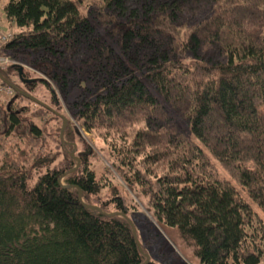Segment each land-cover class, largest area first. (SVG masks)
Segmentation results:
<instances>
[{
  "label": "trees",
  "instance_id": "obj_1",
  "mask_svg": "<svg viewBox=\"0 0 264 264\" xmlns=\"http://www.w3.org/2000/svg\"><path fill=\"white\" fill-rule=\"evenodd\" d=\"M85 2L89 16L80 7ZM0 5L17 28L1 52L27 60L65 96L84 66L95 76L98 66H106L104 87L78 94L68 101L69 109L79 126L103 139L112 167L157 223L176 227L201 264L264 259V220L253 206L264 213V0H0ZM91 18L118 36L138 75L95 33ZM187 50L194 56L190 62L179 55ZM0 69L32 94L37 81L53 90L47 79L27 76L19 63ZM19 97L27 98L15 91L5 104L0 101V264L143 263L129 221L85 207L78 189L69 186L77 184L87 203L125 212L140 240L135 215L145 213L108 178L110 165L102 168L108 182H101L91 151L78 150V127L67 117L64 143L33 119L49 111L63 122L62 117L37 103L29 114V107L16 102ZM48 104L61 113L58 101ZM72 142L81 164L63 177L67 186H62L59 177L76 164ZM211 157L235 177L244 195L220 175ZM109 188L112 195L102 198ZM149 264L158 263L150 257Z\"/></svg>",
  "mask_w": 264,
  "mask_h": 264
},
{
  "label": "rangeland",
  "instance_id": "obj_2",
  "mask_svg": "<svg viewBox=\"0 0 264 264\" xmlns=\"http://www.w3.org/2000/svg\"><path fill=\"white\" fill-rule=\"evenodd\" d=\"M81 10L89 16L88 12V6L85 5L80 6ZM2 7L0 5V23L3 27V30L6 32L14 33V30L16 31V26L13 22H10L6 17L5 14L2 12ZM91 22L94 25L95 33H98L103 41L110 45L112 48V51H114L115 54H117L125 65L130 67L133 70L134 74H139V68L137 64L130 58L128 54H126L123 49L121 48V42L118 36L111 35V32H109L105 27L101 26L99 23H97L94 19L91 18ZM0 54H3L0 52ZM4 55V54H3ZM181 58L186 61L190 62L193 59V53L191 50H187L184 53H179ZM6 56V55H4ZM80 55L74 57V59H78ZM11 63H19L25 68V74L27 76H38L43 77L47 79L50 86L53 88L54 92L52 93V89H49L48 86L42 82L37 81L34 85V87L31 89L32 92L37 95L38 98L45 100L48 103L52 102V99L58 101V105L54 106L58 108L61 113L65 114L70 120L69 122L72 123V125H75L78 127V129L81 132L80 138H75L74 140L78 143V150H90L91 156L89 157L92 161L91 165L95 168L98 178L101 182H105V180L108 182L107 178L103 176L102 170L104 169V165H110L111 171H108V178L111 179V181L118 186L120 193L126 195V199L128 203H133L137 205V208H135L137 211L141 210L142 213L136 212L135 218L139 222V225L141 227L140 229V243L145 246L146 252L150 255V257L158 264H201L199 258L193 253L192 246L185 243L177 231L176 227L172 226H166L157 223L155 218L152 216V214L148 211L146 208L143 199H140V197H137L135 192L128 188L126 184L123 182L121 177L118 175L116 170L112 167L110 161L107 157V145L103 141L101 137L96 135L94 132L85 131L81 126H79V121L76 116H74L69 107V100L74 99L78 94H84L90 93L93 91H96L100 88H103L105 85V78L106 74L104 71H106L105 67H97L100 69V72L98 75L94 74V69L90 68L89 66H84L79 71V74L76 76L77 79L70 84V88L68 89V92L66 96L54 85L53 81L50 77H48L46 74L42 73L39 69L35 68V66L31 65L27 60L19 59L11 60ZM9 62V63H10ZM115 62V61H113ZM8 63V64H9ZM8 64L3 68L7 69ZM96 68V69H97ZM80 70V69H79ZM9 73L12 76H15L17 78V75L14 71L10 70ZM89 74L87 77H84V74ZM92 75V76H90ZM153 92H155L163 101V103L167 104L164 98L159 94L156 88H154L152 85H150ZM15 93V92H14ZM54 95V97H52ZM13 95H7L4 90H0V101L5 104L6 100L11 99ZM10 101V100H9ZM19 105L21 106H27L30 108L29 114H31V111H35V108L37 107V104L34 102L29 101L27 98L19 97L17 98V101ZM170 108V107H169ZM172 114L176 116V118L186 127L188 128L187 124L174 112L172 108H170ZM37 123L40 125H46L48 130L54 132L55 135H60L59 128L62 125V120L55 117V115L49 111L41 115L40 117H34L33 118ZM13 138V137H12ZM65 138V135H64ZM14 141V139L8 140ZM61 149V148H59ZM71 148L68 147V150ZM62 155H60V158ZM212 162L216 166L218 172L220 175L224 178H227L231 180L234 185L237 187V190L242 192L240 185L237 183V180L235 177H233L227 170H225L219 161L216 158L211 157ZM103 168V169H102ZM103 195L102 198L110 197L112 195V192L109 189H103ZM242 195L243 192H242ZM133 204H130L131 206ZM255 210L257 213L263 218L264 220V213L260 210V208L253 204ZM141 245V246H142ZM258 264H264V259H262Z\"/></svg>",
  "mask_w": 264,
  "mask_h": 264
},
{
  "label": "water",
  "instance_id": "obj_3",
  "mask_svg": "<svg viewBox=\"0 0 264 264\" xmlns=\"http://www.w3.org/2000/svg\"><path fill=\"white\" fill-rule=\"evenodd\" d=\"M22 70V68L20 69ZM0 80L6 84H8L10 87H12L16 92L22 94L23 96L29 98L30 100L34 101L35 103L39 104V105H42L50 110H52L53 112L57 113L58 115H60L63 119V122H62V126H61V130H60V137L62 139V141L65 143V140H64V131H65V128H66V125L68 124V118L67 116L63 115L62 113L56 111L52 106H50L47 102H45L44 100L38 98L36 95L22 89L21 87H19L16 83H14L12 80H10L9 78H7L2 70L0 69ZM72 145H73V149L70 151V154L71 156L76 160V164L66 170L60 177H59V182L62 186H67L66 184L63 183V177L73 171H75L81 164V158L79 157V155L75 154L76 150H77V144L75 142H72ZM70 187H76L78 189V198L79 200L81 201V203L87 207V208H91V209H95L97 211H99L101 214L103 215H108V216H111V215H121L123 216L125 219H127L129 221V223L131 224V227H132V230H133V235L135 237V240H136V243L139 247V249L142 251V253H144L146 259L143 263H140V264H149L150 262V255L146 252H144L142 246H141V243H140V240L137 236V231H136V227H135V224L133 222V220L125 213V212H122V211H112V212H107L105 210H103L100 206L98 205H95V204H90V203H87L83 200V193H82V189L77 185V184H70L69 185Z\"/></svg>",
  "mask_w": 264,
  "mask_h": 264
},
{
  "label": "built area",
  "instance_id": "obj_4",
  "mask_svg": "<svg viewBox=\"0 0 264 264\" xmlns=\"http://www.w3.org/2000/svg\"><path fill=\"white\" fill-rule=\"evenodd\" d=\"M11 37H12V33L4 31L0 23V52H1V48L3 44L6 43ZM10 61L11 59L9 57L4 56L3 54H0V66L1 67H5ZM0 90L1 91L4 90L7 95H13L14 93L13 88H11L10 86L2 82H0Z\"/></svg>",
  "mask_w": 264,
  "mask_h": 264
}]
</instances>
